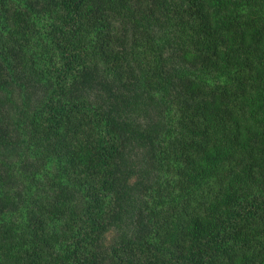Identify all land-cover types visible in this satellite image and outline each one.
Masks as SVG:
<instances>
[{
  "label": "trees",
  "instance_id": "obj_1",
  "mask_svg": "<svg viewBox=\"0 0 264 264\" xmlns=\"http://www.w3.org/2000/svg\"><path fill=\"white\" fill-rule=\"evenodd\" d=\"M0 264H264V0H0Z\"/></svg>",
  "mask_w": 264,
  "mask_h": 264
}]
</instances>
